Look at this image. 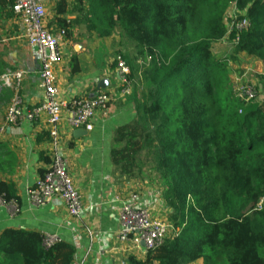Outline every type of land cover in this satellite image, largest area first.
I'll use <instances>...</instances> for the list:
<instances>
[{"label": "trees", "instance_id": "trees-1", "mask_svg": "<svg viewBox=\"0 0 264 264\" xmlns=\"http://www.w3.org/2000/svg\"><path fill=\"white\" fill-rule=\"evenodd\" d=\"M13 4L0 0V12ZM78 4L79 17L67 21V2L58 0L55 23L65 39L85 25L101 38L120 29L135 44L134 56L122 58L145 91L134 120L114 133L111 160L120 179H141L146 168L155 174L170 209L173 236L145 261L130 263L264 264V105L246 107L231 90L227 64L213 54L228 35L226 16L234 8L237 21L249 24L232 32L235 52L264 60V0ZM72 68L79 71L76 58ZM11 98L0 93V101ZM0 196L20 205L12 183L0 182ZM0 256L1 264H75L72 245L46 249L41 234L23 230L2 234Z\"/></svg>", "mask_w": 264, "mask_h": 264}, {"label": "crops", "instance_id": "crops-1", "mask_svg": "<svg viewBox=\"0 0 264 264\" xmlns=\"http://www.w3.org/2000/svg\"><path fill=\"white\" fill-rule=\"evenodd\" d=\"M64 1L67 2V14L62 17L67 21L76 20L79 14L75 9L79 7V0ZM82 1L86 3L87 0ZM57 3L58 0H46L50 25H56ZM85 28V25L77 26L73 38L65 39L60 47L55 71L60 98L67 103L81 96L92 97L98 91L116 95L119 82L116 58L127 55L118 51L117 56H112L109 38H79L78 32ZM17 31L21 35L11 9L0 12L3 74L9 64L25 72L20 96L27 107H32L42 98L41 66L38 57L37 62L28 53H17L14 48L18 41ZM73 58L78 60L77 73L73 72ZM2 92H10L13 97L11 89L2 88ZM11 99L0 101V129L4 127V116ZM136 100L134 97L115 98L106 115L98 117L92 130L84 134H77L66 122L61 125L60 149L70 161L69 173L83 197L81 221L70 218L64 204L57 199L39 208L30 203V189L50 164L52 147L46 122H24L0 133V182L14 185L21 208V212L11 218L0 205V237L7 230L56 235L63 243L75 248V264H131V258L147 259L148 253L143 247L136 249L130 242L118 239L122 202L137 195L138 206L150 209L156 219L168 223L170 209L162 192L147 181L120 179L111 160L114 133L134 120ZM2 260L0 256V264ZM193 264H204V261Z\"/></svg>", "mask_w": 264, "mask_h": 264}, {"label": "built area", "instance_id": "built-area-1", "mask_svg": "<svg viewBox=\"0 0 264 264\" xmlns=\"http://www.w3.org/2000/svg\"><path fill=\"white\" fill-rule=\"evenodd\" d=\"M11 12L28 49L35 52L39 59L42 98L36 105L27 107L20 96L25 72L6 69L0 77V89H11L13 97L5 113L4 127L0 129V133L7 127H16L24 122H46L52 147L50 164L46 173L30 189V203L39 208L57 199L64 204L70 218L81 221L84 211L83 197L69 173L70 161L60 149L61 125L66 122L73 131H91L93 122L106 115L115 98L130 97L133 94L134 80L131 79V69L121 56L117 57L119 82L116 95L98 91L92 97L81 96L67 103L60 98L55 71L66 31L48 23L46 0H14ZM248 25L246 20L238 22L235 16L231 24L232 32L243 30ZM236 44L237 42H234V45ZM234 94L247 104L255 101V92L251 88L235 91ZM0 205L11 218L21 212L17 202H6L1 196ZM263 205L264 201L259 207ZM119 224L118 239L130 242L136 249L143 247L147 253L161 246L174 234L170 223L156 219L150 209L138 206L137 195H132L130 199L122 202ZM87 231L90 233L89 229ZM42 237L46 249L62 242L56 235L42 234ZM142 243L145 246H142Z\"/></svg>", "mask_w": 264, "mask_h": 264}, {"label": "rangeland", "instance_id": "rangeland-1", "mask_svg": "<svg viewBox=\"0 0 264 264\" xmlns=\"http://www.w3.org/2000/svg\"><path fill=\"white\" fill-rule=\"evenodd\" d=\"M236 10L231 8L226 16V26L228 29V35L226 38L213 47V54L215 60L225 62L227 64V72L230 78L231 90L232 92L251 88L255 92V101L251 104H246L247 106L257 104L260 106L264 105V60H260L255 57H249L243 53L237 54L235 52L234 41L231 40L230 36L232 34V19L235 17ZM230 31V32H229ZM18 41L15 43L14 48L18 54L28 53L31 55L34 61H37V54L26 48L25 40L21 37L17 31ZM79 38H100L97 33H90L86 28L78 32ZM111 43V55L117 56L118 51L133 57L136 53L135 44L123 37L120 29H117L111 37H108ZM107 38V39H108ZM105 39V38H104ZM38 62V61H37ZM138 65L142 66L143 62L140 60ZM9 68L17 70L13 64H9ZM145 91V86L143 85V80L139 75L134 79L133 94L130 97L137 99H142V95ZM240 94V92H239ZM237 95V94H236ZM147 169V168H146ZM144 170L142 181H147L150 185L163 192V187L159 179L155 174L149 172V170Z\"/></svg>", "mask_w": 264, "mask_h": 264}, {"label": "water", "instance_id": "water-1", "mask_svg": "<svg viewBox=\"0 0 264 264\" xmlns=\"http://www.w3.org/2000/svg\"><path fill=\"white\" fill-rule=\"evenodd\" d=\"M76 133H77V134H81V133L84 134V133H86V131H84V130H77ZM142 246H145V244L142 243Z\"/></svg>", "mask_w": 264, "mask_h": 264}]
</instances>
